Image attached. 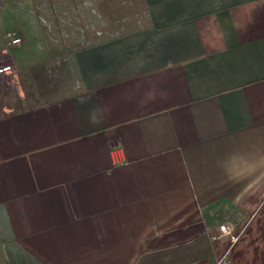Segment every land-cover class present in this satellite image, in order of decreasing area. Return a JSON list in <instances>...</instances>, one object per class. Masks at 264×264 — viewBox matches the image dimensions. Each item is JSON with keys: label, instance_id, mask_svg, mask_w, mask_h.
<instances>
[{"label": "crops", "instance_id": "0c3cea01", "mask_svg": "<svg viewBox=\"0 0 264 264\" xmlns=\"http://www.w3.org/2000/svg\"><path fill=\"white\" fill-rule=\"evenodd\" d=\"M6 64L0 264H264V0H0Z\"/></svg>", "mask_w": 264, "mask_h": 264}, {"label": "built area", "instance_id": "2783aa9c", "mask_svg": "<svg viewBox=\"0 0 264 264\" xmlns=\"http://www.w3.org/2000/svg\"><path fill=\"white\" fill-rule=\"evenodd\" d=\"M21 41L20 37L12 39V43H18ZM12 65L6 64L0 66V74L12 71ZM215 238L227 239L230 242V246L234 245L240 238V235L234 231L233 227L228 222H222L218 227V233ZM217 264H231V258L229 253L226 252L218 261Z\"/></svg>", "mask_w": 264, "mask_h": 264}, {"label": "rangeland", "instance_id": "374dc122", "mask_svg": "<svg viewBox=\"0 0 264 264\" xmlns=\"http://www.w3.org/2000/svg\"><path fill=\"white\" fill-rule=\"evenodd\" d=\"M13 3L15 4V2L13 1ZM8 4V8L9 10L15 11L16 10V4L11 8L10 6H12V3H7ZM31 4V3H29ZM69 5L71 7H73L74 3L72 2H68V3H56V6H61L60 8H62V6L64 5ZM45 11L48 10V8H44ZM4 27L6 29L7 32H5V34L7 33L9 37H7L6 41H10L11 39V35L14 34V32L19 29V24L17 25V19L16 18H12L10 15L8 17H6L5 19H2ZM3 26V25H2ZM6 34V36H7ZM41 37H44V35H42ZM6 52L8 54H13L14 50H13V46H11L10 44L7 45V49ZM13 70V68H12ZM14 71V70H13Z\"/></svg>", "mask_w": 264, "mask_h": 264}]
</instances>
